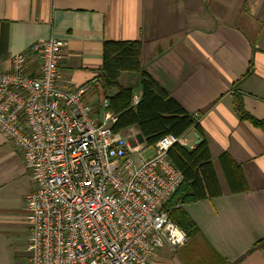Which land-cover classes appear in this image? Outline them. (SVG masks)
<instances>
[{
  "label": "crops",
  "instance_id": "1",
  "mask_svg": "<svg viewBox=\"0 0 264 264\" xmlns=\"http://www.w3.org/2000/svg\"><path fill=\"white\" fill-rule=\"evenodd\" d=\"M49 38L65 43V88L97 81L105 42H140L145 71L197 115L199 132L185 135L190 145L196 136L206 141L220 194L181 207L197 234L157 251V264H264V127L233 109L240 94L244 110L264 119V0H0V71L11 55ZM102 97L96 88L87 96L93 105ZM223 153L239 165L244 192L227 186ZM6 154L24 167L20 150L0 134V157Z\"/></svg>",
  "mask_w": 264,
  "mask_h": 264
},
{
  "label": "built area",
  "instance_id": "2",
  "mask_svg": "<svg viewBox=\"0 0 264 264\" xmlns=\"http://www.w3.org/2000/svg\"><path fill=\"white\" fill-rule=\"evenodd\" d=\"M64 47L37 41L0 71V134L20 150L33 185L24 199L28 264H157V251L186 241L165 208L183 182L168 152L195 146L169 134L142 158L139 131L113 130L107 98L89 103L97 81L61 86ZM140 99L133 92L130 107Z\"/></svg>",
  "mask_w": 264,
  "mask_h": 264
},
{
  "label": "trees",
  "instance_id": "3",
  "mask_svg": "<svg viewBox=\"0 0 264 264\" xmlns=\"http://www.w3.org/2000/svg\"><path fill=\"white\" fill-rule=\"evenodd\" d=\"M102 51L96 90L109 100L110 110L118 115V121L112 127L115 132L136 128L148 147L154 146L165 135L178 137L191 128L199 132L197 117L185 112L142 67L140 42L108 41ZM122 75H126L131 83L123 86ZM135 89L141 92V99L136 106L130 107ZM233 109L239 120L264 127V119H255L244 110L240 94L235 95ZM168 157L183 174V182L165 208L186 236L192 237L197 234V228L181 207L220 194L209 149L205 140L191 150L174 145ZM220 165L230 191L244 192L247 188L239 165L226 153L221 155Z\"/></svg>",
  "mask_w": 264,
  "mask_h": 264
},
{
  "label": "rangeland",
  "instance_id": "4",
  "mask_svg": "<svg viewBox=\"0 0 264 264\" xmlns=\"http://www.w3.org/2000/svg\"><path fill=\"white\" fill-rule=\"evenodd\" d=\"M152 154L148 147L141 156L146 159ZM17 157L20 159L19 153ZM32 186L24 167L8 154L0 157V264H28L26 242L30 231L25 221L24 199Z\"/></svg>",
  "mask_w": 264,
  "mask_h": 264
},
{
  "label": "water",
  "instance_id": "5",
  "mask_svg": "<svg viewBox=\"0 0 264 264\" xmlns=\"http://www.w3.org/2000/svg\"><path fill=\"white\" fill-rule=\"evenodd\" d=\"M198 143H199V137L196 136V142H195L194 146H196Z\"/></svg>",
  "mask_w": 264,
  "mask_h": 264
},
{
  "label": "clouds",
  "instance_id": "6",
  "mask_svg": "<svg viewBox=\"0 0 264 264\" xmlns=\"http://www.w3.org/2000/svg\"><path fill=\"white\" fill-rule=\"evenodd\" d=\"M177 234H179V233H177ZM179 235H180V234H179ZM179 235H178V236H179ZM181 238H182V237H181Z\"/></svg>",
  "mask_w": 264,
  "mask_h": 264
},
{
  "label": "snow or ice",
  "instance_id": "7",
  "mask_svg": "<svg viewBox=\"0 0 264 264\" xmlns=\"http://www.w3.org/2000/svg\"><path fill=\"white\" fill-rule=\"evenodd\" d=\"M177 235H179V234H177Z\"/></svg>",
  "mask_w": 264,
  "mask_h": 264
}]
</instances>
